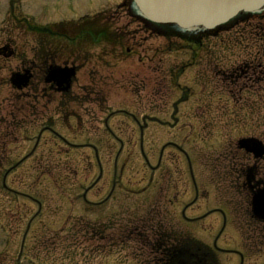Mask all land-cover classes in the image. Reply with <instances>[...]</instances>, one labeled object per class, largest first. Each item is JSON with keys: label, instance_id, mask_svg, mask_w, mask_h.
Here are the masks:
<instances>
[{"label": "rangeland", "instance_id": "rangeland-1", "mask_svg": "<svg viewBox=\"0 0 264 264\" xmlns=\"http://www.w3.org/2000/svg\"><path fill=\"white\" fill-rule=\"evenodd\" d=\"M117 1V0H116ZM120 1V0H118ZM102 3H104V0H97V3L95 4V7H90L88 6L87 9L96 11L98 6L102 5ZM100 8V7H99ZM97 12V11H96ZM121 20H119L118 22H113L110 24V28L115 30L118 28V26H124L123 24V19L124 17L121 16ZM127 18V17H125ZM130 21L129 18L125 20V23H128L127 29L133 28H137V31H139L141 39L139 41V45H136L135 50L139 53H141V56L144 58L143 61L140 62H136L134 61L133 57H130L129 61H128V65L129 68L124 71V72H120L117 75H123V76H132L134 79H138L139 77H142L144 79L148 81L150 80H156L158 81V75L155 65H152L155 63V61L152 62V64L150 63L151 60H153L154 58H159L156 57V54L159 52L160 49H165V44H166V38L160 34L156 35H150L147 32H144V30L142 29V26L139 25V23H135V22H128ZM138 35V34H137ZM174 53V51H172ZM176 53V52H175ZM174 54H172V56L169 55H163V62L165 64H169V62L173 61L174 59ZM181 57V56H180ZM187 59V58H186ZM137 74V76H136ZM86 76V71L85 69L81 68V72H80V76ZM183 76V75H182ZM191 77V76H190ZM189 77H185V81H189ZM224 79V76H222V80ZM181 81H184L183 78L180 79ZM5 94H9L6 91H4ZM119 104V103H118ZM121 104V103H120ZM122 105V104H121ZM10 111V109H9ZM117 114H119V116L121 117H126L125 114L123 113V111L119 110L116 112ZM94 114H92L91 116H93ZM40 118V116H39ZM37 118V117H32L30 119L31 123L29 125V131L30 132H17L15 133L14 137L10 140L7 137H2V141L7 142V147L6 150L2 149V152L0 151V158L1 160H3L0 164V179L3 175L4 177V181H5V185L6 187H0V193H1V197L3 196V198L8 197V194H10L11 196H9V201L10 203H8V207L11 205L12 207H14L15 209H17L16 207L18 205H22L23 204V208L22 210H24V208H28L29 204H30V200L29 199H20V200H15L14 197L12 196V192L9 190V188L12 186V188H18L19 190H27V188L29 186H31L32 183L37 182V180L39 181L38 186L42 189L45 188L43 190H45L46 192L51 191L54 195V203H53V208H55V214L54 216L49 215L48 216L44 215V213H41L39 218L43 219L44 224H47L49 226V228L53 225H60V228L63 229L64 228L69 230V227H71L73 224H76L77 227H80L79 225L81 224L83 227L86 225L85 223L88 222V220L91 218L93 224H95V222L97 223L100 219L99 215L101 214V211L106 208L107 206H109L110 202H112L113 200L108 199L107 203H105L106 205L101 208L100 203L97 204H90L89 202L93 201L92 199H98V198H103L105 193L104 191H106V188L104 186V184H107V179L110 177V174H112L113 171V167H111L110 165H108V163L104 164V170L101 173L100 176L103 177L104 180L106 181H102L100 179V177L96 178L97 180L93 183L87 184L88 187H93V189L89 190V194H88V198L89 201L87 204L84 203V201L82 199H80L79 197H77L78 195H80L81 192L80 190L83 189L82 186V182L86 183V181H90L91 179H89L90 177H88L87 175L85 176V172H86V167L85 165H87V161L86 159H94L93 155L87 156L85 154V152L83 151H79L75 152L71 155H65L63 156L64 158H57L56 156V152L50 147H45L47 149L51 148L52 151L50 150H42L39 152V150H34V144H35V137L36 134L32 136L31 139H29V135L31 134L32 131H34V128H38V126L41 124V120ZM97 119H99V117L96 116ZM93 123V121H92ZM119 120L114 119L112 122V125L116 126L119 124ZM59 127L58 124L54 125V128ZM71 127V126H69ZM131 127V126H129ZM128 126L126 128H129ZM118 128V127H117ZM60 129V128H59ZM63 135H68V132L66 131H62ZM47 136H54L55 132H53L52 130H48L45 133ZM71 134H73V132H71ZM114 135H117L116 131L114 133ZM139 135V139H138V145H139V151L142 152V150H147L148 149V145H147V132H143V134H141L140 132L138 133ZM80 136L74 137V138H79ZM222 137L223 135H220V142H222ZM72 138V137H71ZM98 140H94L91 142H88L89 144L85 145L84 143H87L85 140L82 141V144H84V146H82L83 148H87L86 150L88 152H91L92 149L94 148V146L98 147ZM74 145H70V146H65L64 149L68 150L71 149V147H73ZM91 147V148H90ZM102 149L104 148L103 145H101ZM223 149V145L220 146V148L218 149V151H222ZM138 151V153L136 154V156L134 158H132V155L130 153V155H126L127 151H121L120 150V161L122 162L123 160L126 162H123L124 165H126V168L122 174V177H118L117 176V181L118 183H127V185H129V187H131L132 189H134V191H131V189L125 185L122 184L121 186V195H125L126 193H133L134 197L136 196H140V197H146V190L144 188V185L146 183V178L145 175H148L147 173L149 172V169L146 168L145 164H143V162L145 163V159L143 157V155L140 154V152ZM217 152V151H216ZM33 156V154H35ZM148 154H150V157H153L154 159L151 161H154L157 157V153L154 151H148ZM193 153V152H192ZM50 155L52 158L50 160L45 159L46 155ZM198 154V153H197ZM28 155V156H27ZM32 156V157H31ZM193 156V154H192ZM24 157H26L24 159ZM31 157V159H29ZM102 160H104L105 157H107L105 155L104 152H102L101 154ZM196 157H200V155H196ZM76 159V160H75ZM27 160V161H26ZM28 160H33L32 162H29ZM70 160H72V164H74V168H79V170H81V167L83 168V179L80 178L78 179L77 177H79V175H76V177L74 175L71 174L70 172V168L67 167V163L69 161V165H70ZM108 161H113V158H107ZM195 164H197L199 166V176L201 179H206V173L202 174L201 173V168L199 163L195 160L194 161ZM245 163L247 164L248 167L252 166L254 163H249L248 161H245ZM161 165L160 162L155 163V165L151 166V174L154 176V178L156 179V181L159 180L158 177H156V175H162L161 173ZM233 168L235 170H241L240 165H235L233 166ZM48 170H50V172L48 173ZM222 170H226V171H231L229 169H227L225 166L222 168ZM235 172V171H234ZM6 173V174H5ZM96 175V173L94 171L91 172V177H94ZM145 178V179H144ZM198 179V176H197ZM2 180V179H1ZM104 182V183H103ZM3 184V182H0V186ZM86 185V184H84ZM48 187V188H47ZM119 187V186H118ZM47 188V189H46ZM193 188L194 186L191 185L188 190L186 191V196L188 197L189 195L192 194L193 192ZM4 189V190H3ZM160 190L156 189L155 191V195H159ZM7 198V199H8ZM91 198V199H90ZM6 199V200H7ZM47 199V200H46ZM45 199V202H51V199L49 198V196L47 195V198ZM110 201V202H109ZM200 202V201H199ZM203 202V201H201ZM193 204V203H192ZM215 207L214 210H218L220 211V221H221V216L223 215V217H226V212L223 209H220V207L218 205H213ZM11 208V207H10ZM13 209V208H12ZM19 209V208H18ZM17 209V210H18ZM110 210V209H109ZM246 211V207H239L237 208L236 211V218H237V223L233 224V223H229L225 229L226 233H232L233 234V238H236L235 233H239L240 235L244 234V233H251L252 238L256 239L257 243L255 244V248H258L259 246H263L264 243H261L262 240H264V224H261L260 222H255L253 220L250 219V217L247 215H244L243 212ZM187 212L189 214L195 215L198 214L197 212H193V211H189L187 210ZM199 212V211H198ZM99 214V215H98ZM30 216V214H29ZM28 216V218H29ZM53 218L56 221V223L53 222ZM214 222L215 220L218 221L217 219V214L216 213H212L210 216H208V218H205L204 213L203 214H199L197 217L196 222H199L200 225L202 227L207 228L209 226V222ZM126 220V217H123L122 219H120V223H123L124 226H126L124 223V221ZM19 222H21L22 226H20V230L22 231V228L25 227V223L23 222V220H20ZM24 224V225H23ZM134 225H136V223L133 222ZM133 224H131L130 226H134ZM216 224V223H215ZM119 225L116 226V228H118ZM81 228V227H80ZM223 228V222L221 224V228H220V232L221 229ZM9 227L7 226L6 228V232H8ZM218 228H213V229H208L205 230L206 232H210L213 231L214 232V236L212 238L213 243H215V239H216V235L218 234ZM159 231H163L161 229H159ZM158 231V232H159ZM116 232H118V230H116ZM258 233H262L260 236H256ZM128 234H130L131 240L134 241V244H136L137 248L136 251H141V250H146L147 246H142V244L140 242H135V240H148L147 237H143L141 238L140 235H138V232H136V227L134 228H128ZM6 235L3 231L0 230V237ZM121 235V232L120 234ZM122 236V235H121ZM137 236H139L140 238L138 239ZM161 236V234H157L156 237ZM255 236V237H254ZM71 239V242L73 244H70V246H68V239ZM69 237H65V239L63 240V246H67V247H71L70 250L72 251V256L71 252L68 254H65L64 257V261L63 264H109L110 260L116 259V264L118 263L120 257L122 255H129L132 252H134L133 249H122L119 250L118 252H113L112 254L110 253L109 256H103V255H99V254H95V255H90V253L85 252L82 249V245L79 242H76L77 237L74 236H69ZM262 237V238H259ZM57 240V238H56ZM223 241V236H221V238L218 239V242ZM159 241L162 242V240L159 238ZM31 242V238L29 240V243ZM242 243L243 240L242 239H238L237 241H233V242H229V245H234L235 247H238V244ZM40 243H48L49 245H52V240L50 241H40ZM18 244L19 241L13 243L12 246H14V250L15 253L18 251ZM133 244V243H132ZM3 247V241L0 240V250ZM30 247V246H28ZM66 248V247H65ZM64 248V249H65ZM167 248V247H166ZM173 252H175V250H177L175 248L174 245H169V247L167 248ZM260 255V254H259ZM258 255V256H259ZM70 256V259L68 258ZM77 256V257H76ZM233 256V260H236V257ZM134 255L130 256V258L133 260ZM22 258H24L25 260L29 259L28 264H60V261L58 258H56V249L53 248V251L51 252V254L48 255H44L39 257V254L37 252V250H30L28 248V250H26L25 254L22 256ZM260 259H257V262L255 261L254 257L250 256L249 259H251L252 261H255L253 264H260L262 261H264V255L262 257H260ZM107 259V261L105 260ZM87 260V262H85ZM149 261V260H148ZM147 260H142V262H140L141 264H149ZM249 261V260H248ZM25 262V261H24ZM131 264H135V262H130ZM0 264H12V260H8V259H1L0 260ZM110 264H114V260L112 261V263Z\"/></svg>", "mask_w": 264, "mask_h": 264}, {"label": "flooded vegetation", "instance_id": "flooded-vegetation-1", "mask_svg": "<svg viewBox=\"0 0 264 264\" xmlns=\"http://www.w3.org/2000/svg\"><path fill=\"white\" fill-rule=\"evenodd\" d=\"M9 3V13H16L15 18L22 23H26V15L22 10L20 0H10ZM66 28L67 27L61 23L55 25V28L39 30L41 32H39L34 40H26L24 43L27 48L36 51L35 55L22 58L14 66L15 72L26 73L23 80L25 81V86L22 87L21 91L15 92L16 98L19 97L22 100H26L27 106H29L32 111L36 110L45 112L43 107L46 109V106H50L52 111L60 112L63 107L68 106L72 100L79 97V91L74 84L75 77L71 75L66 78L67 81L62 80L61 77H59L64 67L66 72L69 71L71 66H77V57L86 55L81 52L77 55L75 41L72 36L66 34ZM232 28L233 26L228 27V29L231 30ZM55 33L60 35L64 34L69 38H58L53 35ZM208 33H211V31ZM208 33L203 34L208 35ZM81 39L82 38H79V42ZM188 39L192 40L193 38L189 37ZM199 44L201 45L202 50H204L202 57L197 60V62L201 64L199 74L202 77V82L206 88H211L212 92L221 91L222 88L220 89L219 87L222 85V75L225 71L220 63L221 57L220 55H217L219 54L218 44L216 41H200ZM1 46L2 44H0V48ZM1 51L7 53L6 48L4 50L0 49V52ZM10 52L11 50L8 51V53ZM87 57L88 56L82 59H87ZM10 112L13 116L18 113L15 109ZM46 119L49 120V124H46L45 128H52L54 120H52L51 116H47ZM247 136H254L261 141L262 134L258 131H254L252 135ZM255 148L258 149V147L244 148V150H242L243 157L238 159V161H236L235 155L225 157L227 162L225 166L231 164L234 166L240 165L242 172L237 179V187L245 191L247 190V200H249L250 203L253 201L252 198L254 192L260 188L261 190L264 189V147L260 145L258 150ZM245 161L254 164L249 168ZM165 234L163 233L162 235ZM176 235L175 238L177 240L186 238V232L183 230L177 231ZM164 239L165 238H163V241ZM201 254L204 255L203 252Z\"/></svg>", "mask_w": 264, "mask_h": 264}, {"label": "water", "instance_id": "water-1", "mask_svg": "<svg viewBox=\"0 0 264 264\" xmlns=\"http://www.w3.org/2000/svg\"><path fill=\"white\" fill-rule=\"evenodd\" d=\"M130 10L156 29L188 32L217 28L243 14L264 11V0H131Z\"/></svg>", "mask_w": 264, "mask_h": 264}, {"label": "bare ground", "instance_id": "bare-ground-1", "mask_svg": "<svg viewBox=\"0 0 264 264\" xmlns=\"http://www.w3.org/2000/svg\"><path fill=\"white\" fill-rule=\"evenodd\" d=\"M9 64V68L12 72H14L15 74H17V72H15V67H14V64L12 62H8ZM223 76H225V74H223ZM235 154H237V157H236V161H238V159H241L243 157V153H239L237 151H235L232 156H234ZM264 154V153H263ZM261 155V154H260ZM258 161V160H257ZM260 163V162H259ZM264 163V162H263ZM233 164L231 165H228V166H225L227 169L231 170V171H237L233 168ZM255 166V165H254ZM250 168V167H249ZM263 169V168H262ZM258 171V170H257ZM260 171V170H259ZM262 174V173H261ZM261 176V175H260ZM262 178V177H260ZM259 179V178H258ZM257 182V181H256ZM263 188V187H262ZM261 189V188H260ZM258 196V190H256L254 192V195L253 197H256ZM264 209V208H263ZM263 213H264V210H263ZM163 232V231H162ZM161 231L158 232V234L160 233L161 235L163 234ZM165 234V233H164ZM163 243V242H161ZM166 252H167V255H171L175 258L176 262L178 263H184L185 262V258L181 255V252H179L178 250H175V252L169 250V249H166ZM202 253V252H201Z\"/></svg>", "mask_w": 264, "mask_h": 264}]
</instances>
